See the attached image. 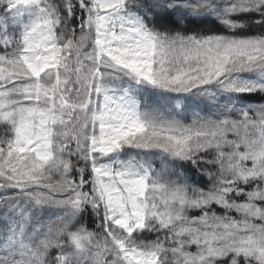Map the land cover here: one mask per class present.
Masks as SVG:
<instances>
[{
    "label": "snow or ice",
    "instance_id": "snow-or-ice-1",
    "mask_svg": "<svg viewBox=\"0 0 264 264\" xmlns=\"http://www.w3.org/2000/svg\"><path fill=\"white\" fill-rule=\"evenodd\" d=\"M255 96L264 0H0V264H264Z\"/></svg>",
    "mask_w": 264,
    "mask_h": 264
},
{
    "label": "trees",
    "instance_id": "trees-1",
    "mask_svg": "<svg viewBox=\"0 0 264 264\" xmlns=\"http://www.w3.org/2000/svg\"><path fill=\"white\" fill-rule=\"evenodd\" d=\"M257 31H259V29H257V28H252V29L249 30V32H250L251 34H255ZM249 32H248V34H249ZM253 100H254V102H256V103L264 102V99H262L260 96H255V97H253ZM188 122H190V118H189V121H188ZM230 138H231V137H230ZM189 175L191 176L192 174L189 173ZM193 179H194L195 181H197V183H198L199 186H201V187L207 188V187L209 186V182H208V180H207V177H193ZM193 214H195V213H193ZM90 228L94 229V228H95V224H94V223H90ZM192 250L195 251V248L193 247Z\"/></svg>",
    "mask_w": 264,
    "mask_h": 264
},
{
    "label": "bare ground",
    "instance_id": "bare-ground-1",
    "mask_svg": "<svg viewBox=\"0 0 264 264\" xmlns=\"http://www.w3.org/2000/svg\"><path fill=\"white\" fill-rule=\"evenodd\" d=\"M249 34H251V33L249 32Z\"/></svg>",
    "mask_w": 264,
    "mask_h": 264
}]
</instances>
